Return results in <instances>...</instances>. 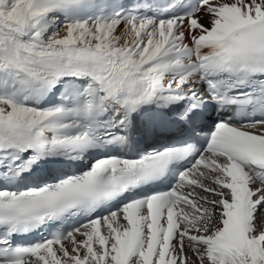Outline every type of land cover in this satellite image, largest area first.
Listing matches in <instances>:
<instances>
[{"label": "snow or ice", "instance_id": "snow-or-ice-1", "mask_svg": "<svg viewBox=\"0 0 264 264\" xmlns=\"http://www.w3.org/2000/svg\"><path fill=\"white\" fill-rule=\"evenodd\" d=\"M0 264H264V0H0Z\"/></svg>", "mask_w": 264, "mask_h": 264}]
</instances>
